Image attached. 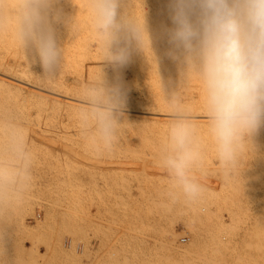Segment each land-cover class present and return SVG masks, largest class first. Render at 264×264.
I'll use <instances>...</instances> for the list:
<instances>
[{
	"label": "rangeland",
	"instance_id": "rangeland-1",
	"mask_svg": "<svg viewBox=\"0 0 264 264\" xmlns=\"http://www.w3.org/2000/svg\"><path fill=\"white\" fill-rule=\"evenodd\" d=\"M6 2L0 264H264V127L235 169L221 160L195 66L167 55V0H121L148 37L121 69L105 58L92 0H59L54 72L34 63L16 35V0ZM181 122L202 186L195 202L165 164Z\"/></svg>",
	"mask_w": 264,
	"mask_h": 264
},
{
	"label": "clouds",
	"instance_id": "clouds-1",
	"mask_svg": "<svg viewBox=\"0 0 264 264\" xmlns=\"http://www.w3.org/2000/svg\"><path fill=\"white\" fill-rule=\"evenodd\" d=\"M59 0H16V35L43 72H54L60 53L57 26L63 23ZM0 0V11L8 8ZM93 23L107 62L125 67L143 46V22L125 18L121 0H92ZM170 26L163 31L167 55L194 65L201 82L206 115L222 161L235 169L247 150V140L264 127V0H167ZM110 95L123 101L122 88ZM105 116V132L112 127ZM173 151L166 167L184 197L195 202L202 186L190 175L195 157L190 126L176 124L171 131Z\"/></svg>",
	"mask_w": 264,
	"mask_h": 264
},
{
	"label": "bare ground",
	"instance_id": "bare-ground-1",
	"mask_svg": "<svg viewBox=\"0 0 264 264\" xmlns=\"http://www.w3.org/2000/svg\"><path fill=\"white\" fill-rule=\"evenodd\" d=\"M49 98H50V97H49ZM50 99H51V98H50ZM105 112H106V111H105ZM107 112H108V111H107ZM197 112H198V111H197ZM109 113H111V112H109ZM109 113H104V115H105V114L108 115ZM112 113H114V112H112ZM114 114H115V113H114ZM117 115H118V114H117ZM105 116H106V115H105ZM114 117H116V116H114ZM111 118H113V117H111ZM164 249H165V248H164Z\"/></svg>",
	"mask_w": 264,
	"mask_h": 264
}]
</instances>
